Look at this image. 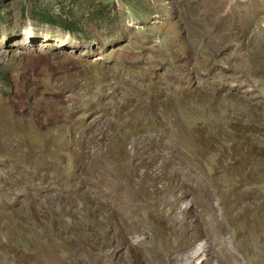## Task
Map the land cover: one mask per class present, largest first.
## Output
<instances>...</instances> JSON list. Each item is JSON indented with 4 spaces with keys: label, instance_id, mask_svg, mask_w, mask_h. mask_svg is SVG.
Returning a JSON list of instances; mask_svg holds the SVG:
<instances>
[{
    "label": "rangeland",
    "instance_id": "374dc122",
    "mask_svg": "<svg viewBox=\"0 0 264 264\" xmlns=\"http://www.w3.org/2000/svg\"><path fill=\"white\" fill-rule=\"evenodd\" d=\"M188 256L264 264V0H0V264Z\"/></svg>",
    "mask_w": 264,
    "mask_h": 264
},
{
    "label": "trees",
    "instance_id": "16d2710c",
    "mask_svg": "<svg viewBox=\"0 0 264 264\" xmlns=\"http://www.w3.org/2000/svg\"><path fill=\"white\" fill-rule=\"evenodd\" d=\"M35 15H36V13H35ZM49 17H47V14L45 15V17L43 16V15H41V14H39V18L41 19V20H43V22H46V23H50V24H55V25H59V26H61V27H63V28H65V29H68V28H71V27H73V24L72 25H70V23H66V21L64 20H60V19H56L53 15H51L50 13H49ZM35 18V17H34Z\"/></svg>",
    "mask_w": 264,
    "mask_h": 264
},
{
    "label": "bare ground",
    "instance_id": "6f19581e",
    "mask_svg": "<svg viewBox=\"0 0 264 264\" xmlns=\"http://www.w3.org/2000/svg\"><path fill=\"white\" fill-rule=\"evenodd\" d=\"M188 260H189V256H188V258L186 259V262L184 261L183 264H188Z\"/></svg>",
    "mask_w": 264,
    "mask_h": 264
}]
</instances>
